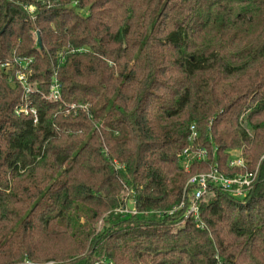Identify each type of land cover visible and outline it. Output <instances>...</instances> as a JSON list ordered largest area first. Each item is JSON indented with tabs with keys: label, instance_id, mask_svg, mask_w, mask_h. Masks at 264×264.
I'll return each instance as SVG.
<instances>
[{
	"label": "trees",
	"instance_id": "1",
	"mask_svg": "<svg viewBox=\"0 0 264 264\" xmlns=\"http://www.w3.org/2000/svg\"><path fill=\"white\" fill-rule=\"evenodd\" d=\"M0 264H264V0H0Z\"/></svg>",
	"mask_w": 264,
	"mask_h": 264
},
{
	"label": "built area",
	"instance_id": "2",
	"mask_svg": "<svg viewBox=\"0 0 264 264\" xmlns=\"http://www.w3.org/2000/svg\"><path fill=\"white\" fill-rule=\"evenodd\" d=\"M30 60H19L16 61L15 64L18 66V70L15 73L16 80L18 83L23 87L25 93L29 92V87L27 85L25 79V71L30 64ZM61 98L60 93V85L54 79L50 86L49 95L46 97L47 100L58 102ZM19 113H23L25 115L30 114L33 118V123L37 122L36 113L34 110H19ZM18 113V114H19ZM197 139V132L194 126L189 128V135L187 137L188 146L183 151V156L185 159V166L184 169L186 172L189 171V167L192 164H200L204 163L209 159V152L205 148L197 147L195 141ZM214 148V152H215ZM228 165L230 168H243L244 167V160L238 157L230 158ZM257 181V168L253 172H246V173H236L232 176H226L219 172L217 167L214 165L211 170L204 173H198L191 175L187 180L186 187L192 190L190 196V204L188 206V210L186 211V218L189 216H193L197 218L198 216V202L202 199L207 190L210 188L219 189L221 192L227 193L233 198L236 199H243L245 198L249 192L254 188ZM179 207H182L180 205ZM175 209L168 212V215H171ZM121 213H132L133 211L124 210Z\"/></svg>",
	"mask_w": 264,
	"mask_h": 264
},
{
	"label": "rangeland",
	"instance_id": "3",
	"mask_svg": "<svg viewBox=\"0 0 264 264\" xmlns=\"http://www.w3.org/2000/svg\"><path fill=\"white\" fill-rule=\"evenodd\" d=\"M13 68V67H12ZM237 156V153H233V156L232 157H236ZM214 198V196H213V194H211V193H209L208 195H206L205 197H204V199H206V200H209V199H213ZM239 200H242V199H239ZM98 226H100V224L98 225Z\"/></svg>",
	"mask_w": 264,
	"mask_h": 264
},
{
	"label": "water",
	"instance_id": "4",
	"mask_svg": "<svg viewBox=\"0 0 264 264\" xmlns=\"http://www.w3.org/2000/svg\"><path fill=\"white\" fill-rule=\"evenodd\" d=\"M36 37H37L36 39H37L38 46L41 48V41H40V38H39L38 34H37Z\"/></svg>",
	"mask_w": 264,
	"mask_h": 264
}]
</instances>
